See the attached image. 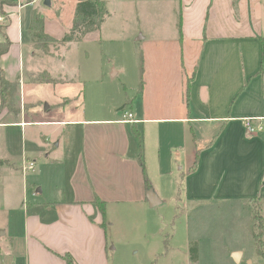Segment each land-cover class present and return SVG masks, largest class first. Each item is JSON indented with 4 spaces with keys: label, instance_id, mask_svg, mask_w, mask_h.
Segmentation results:
<instances>
[{
    "label": "crops",
    "instance_id": "obj_1",
    "mask_svg": "<svg viewBox=\"0 0 264 264\" xmlns=\"http://www.w3.org/2000/svg\"><path fill=\"white\" fill-rule=\"evenodd\" d=\"M78 1L51 0L48 6L45 0H0V16H6L0 21V44L9 47L0 54V70L8 80L20 81L23 105L29 106L32 76L48 72L60 79L56 85L77 78L86 84L92 76L82 72V79L81 62L79 73L67 71L64 54L101 33L105 21L101 30L80 41L59 42L62 46L49 53H41L30 31L36 11L46 34L60 40L71 31ZM262 5V0H183L179 30L152 37L142 31L137 90L130 95L123 79V97L108 114L93 108L72 120L0 119V172L7 169L16 178L18 169L23 177L19 184L0 182V264H111L110 208L149 207L151 189L160 204L175 201L191 217L184 264H201V257L193 261L190 255L192 236L202 240L207 222L215 234L218 222L234 219V204L244 205L253 218L257 200L264 217V130L250 134L245 126L246 118L257 117L254 123L264 128ZM43 56L62 64L51 68L54 73L40 72L37 60ZM104 63L102 83L127 74L124 67ZM45 123L59 127L53 133L65 140L61 157L53 158L49 145L24 136L32 124ZM149 148L150 156L156 151L151 160L158 173L178 179L167 197L146 175ZM37 155L44 156L42 167ZM31 160L35 169L25 171ZM46 171L54 176L45 177ZM244 252L230 249L233 261L226 255L225 263L243 264Z\"/></svg>",
    "mask_w": 264,
    "mask_h": 264
},
{
    "label": "rangeland",
    "instance_id": "obj_2",
    "mask_svg": "<svg viewBox=\"0 0 264 264\" xmlns=\"http://www.w3.org/2000/svg\"><path fill=\"white\" fill-rule=\"evenodd\" d=\"M106 1L109 15L102 26V32L92 33L78 45H73L72 49L64 54L65 61L63 65H67V71L72 74L74 72L79 73L77 64L81 62L82 79H84L83 73L86 76L89 75L88 73L92 74L90 78H87V83L85 84L77 78L73 83L56 85L43 81L45 75L32 76L29 79L27 90L30 95L28 104L30 108L23 105L22 91L19 89V93L14 96L13 104L14 107L20 108L21 112H10V115H6L5 113L9 110L5 108L0 113L1 121L7 122L10 119H19V116L24 115L27 116L28 120H72L82 118L86 110L89 112L93 108L104 110L108 114L111 108L120 104L121 97H123L121 95L123 79L129 85L130 95H134L137 90L135 85L139 81L138 51L140 50L139 38L142 31L152 37V35L170 34V32L179 30V22L184 12L183 0ZM262 3L263 7L259 10V15L264 29V0H262ZM67 13L63 12L62 15L66 20H69ZM61 46L59 42L45 40L39 48L41 53H49ZM104 62L124 67L127 74L118 78L110 77L107 82L102 83L100 77L106 68ZM61 64L56 58L43 56L42 60H37L36 67L39 68L40 72L49 69L54 73L51 68H58ZM57 102L60 103L59 106ZM49 104L52 106L48 107ZM28 110L29 113H27ZM119 110L120 108L118 112ZM2 113L3 115H1ZM90 116L91 113L87 114V118ZM55 128L59 127L46 123L45 125L32 124L24 136L30 143L34 140L39 145H49L53 158L61 157L65 154V140L58 137L57 133H53ZM49 136L50 139L47 141L46 138ZM60 140L61 145L58 147L56 144ZM1 142L3 143L2 140ZM20 142L23 146V140H20ZM2 143L0 146L4 145ZM37 156L39 157L38 166L42 167L44 156ZM155 158V149L150 156L149 148L148 161L144 163L148 166L146 175L151 184L153 183L155 188L162 193L161 195L167 197L170 194L168 189L176 185L178 179L162 177L154 166V160H151ZM5 170L0 172V182L4 181L7 185H9V182L11 184L22 182V172L20 173L18 169L14 174L16 178L7 175V169ZM34 174H32L33 177H35ZM48 174L54 176V172L46 171L45 177ZM110 209L107 222L111 226L108 248L111 264L185 263L186 246L184 238H186L185 233L192 221L191 217L188 218V214L184 213L182 208L176 206L175 201L168 200L163 204L145 208H129L123 205L111 207ZM233 209L234 219L229 220V222H218L219 226L215 234L211 231V222H207L203 229L204 237L202 240L200 236H192V243L198 244V251L199 241L201 240L202 255L196 254L198 255L197 259L201 257V264H226V255L229 261H233L230 260L232 259L230 249L233 248L245 250L243 264H264V256L259 255L256 249L253 226L250 230V224L254 222L252 215L248 216V211L244 205L234 204ZM229 223L234 224L232 225L234 228L228 227ZM206 230L208 231L204 232ZM169 245L171 249L168 253L166 247ZM190 255L192 257L191 251ZM192 260L195 261L194 258ZM230 263L233 264V262Z\"/></svg>",
    "mask_w": 264,
    "mask_h": 264
},
{
    "label": "trees",
    "instance_id": "obj_3",
    "mask_svg": "<svg viewBox=\"0 0 264 264\" xmlns=\"http://www.w3.org/2000/svg\"><path fill=\"white\" fill-rule=\"evenodd\" d=\"M109 15L106 0H79L75 9V18L71 31L65 34L60 40H55L46 34L44 30L43 16L38 12H34L33 20L30 27L33 41L38 45H42L45 40L50 42L70 43L72 41L82 40L89 32L101 30L102 23ZM8 44L4 46L0 44V54L8 50ZM264 53V43H263ZM45 75L43 81L57 84L58 81L52 77L48 72L41 73ZM20 81H10L4 77L2 70H0V92L2 101L0 104V113L7 108L9 112L20 113V108L14 107L13 99L19 93ZM1 163V162H0ZM253 204V236L255 240L256 249L259 255L264 256V217L262 215V206L254 200ZM197 246V247H196ZM192 252V259L197 260L196 254H199L198 244L192 243L190 247ZM198 251V252H197ZM70 264V262H69Z\"/></svg>",
    "mask_w": 264,
    "mask_h": 264
},
{
    "label": "built area",
    "instance_id": "obj_4",
    "mask_svg": "<svg viewBox=\"0 0 264 264\" xmlns=\"http://www.w3.org/2000/svg\"><path fill=\"white\" fill-rule=\"evenodd\" d=\"M34 1H40V0H34ZM6 20V16H0V21H5ZM124 117L127 119V121H131L133 118L132 113L130 112H126ZM255 118H246L245 119V126L246 129H248V132L250 134H256L257 132H261L264 130L263 128V124L261 122L259 123H254ZM258 120V119H257ZM35 162L33 160L29 161L28 163H26V165L23 166L25 171H31L35 169Z\"/></svg>",
    "mask_w": 264,
    "mask_h": 264
},
{
    "label": "water",
    "instance_id": "obj_5",
    "mask_svg": "<svg viewBox=\"0 0 264 264\" xmlns=\"http://www.w3.org/2000/svg\"><path fill=\"white\" fill-rule=\"evenodd\" d=\"M45 5L50 6L51 5V0H45ZM148 199H149L151 207L156 206V205H158V204H160L162 202L160 197L158 196L157 192H155L153 189H151L149 191Z\"/></svg>",
    "mask_w": 264,
    "mask_h": 264
}]
</instances>
